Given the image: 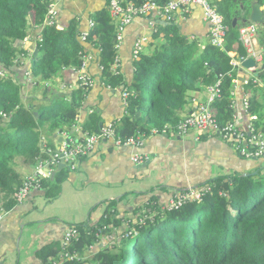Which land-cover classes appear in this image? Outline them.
Wrapping results in <instances>:
<instances>
[{
    "label": "trees",
    "instance_id": "trees-1",
    "mask_svg": "<svg viewBox=\"0 0 264 264\" xmlns=\"http://www.w3.org/2000/svg\"><path fill=\"white\" fill-rule=\"evenodd\" d=\"M146 1L121 0L124 6ZM153 1L164 5L168 0ZM254 1L264 5V0ZM52 2L0 0V202L4 209L10 210L18 204L13 195L23 177L16 169L17 161L33 168L41 161H50L51 153L47 149L56 151L52 136L55 130L69 135L68 148L83 139L71 138H75L72 127L77 113L84 110L83 100L89 87L71 89L69 100L57 94L53 100L48 83L64 68L82 67L85 44L99 50L103 82L111 88L122 87V97L123 91L126 92V113L110 122L116 139L125 141L135 134L146 136L153 130L161 133L165 127L174 126L188 93L202 92L218 81L219 92L210 109L219 129L233 121L231 91L236 73L229 75L232 69L229 53L245 56L238 28L250 22L252 0H212L227 28L222 47L210 42L200 47L196 38L180 33L174 22L164 19L163 23L157 22L156 30L151 33L150 51L141 45L133 56L130 83H126L121 73L112 70L117 39L106 4L92 12L93 25L83 40L75 18L62 29L44 23ZM31 27L41 28V40L37 41L38 52L30 66L20 72L17 69V59L23 50L20 43ZM260 30L259 37L264 43ZM257 77L261 85L252 82L245 85L251 92L247 114L256 115L253 124L264 132V68L257 72ZM26 88L31 94L24 103ZM45 99L51 100L49 104L35 105L34 100L45 102ZM85 111L80 126L83 133H99L104 125L100 114L93 109L89 113ZM108 140L115 143L113 139ZM57 158L60 160L58 155ZM72 166L73 163L56 171L53 179L42 180L43 196L48 202L60 194L61 183L67 179ZM201 185H209V189L202 192L200 200L190 199L165 211L158 209L151 217L147 215L138 220L119 216L116 198L101 200L88 208L84 220L65 222L76 229V237L67 243L50 241L37 248L35 256L40 264H90L91 261L94 264H264V173L229 179L217 177ZM103 203L106 209L92 223L91 213ZM120 226V232L113 230ZM100 233H113L106 248L101 246ZM92 246L97 252L87 259L85 252ZM65 253L77 256L68 259Z\"/></svg>",
    "mask_w": 264,
    "mask_h": 264
},
{
    "label": "crops",
    "instance_id": "crops-1",
    "mask_svg": "<svg viewBox=\"0 0 264 264\" xmlns=\"http://www.w3.org/2000/svg\"><path fill=\"white\" fill-rule=\"evenodd\" d=\"M105 4L106 0H53L56 12L53 23L56 28L62 29L75 18L80 36L89 27L92 12ZM261 8L264 12V5ZM184 13H175L170 21L176 24L180 33L196 38L200 47H203L209 42V25L202 18L201 8L193 5L189 7L187 15ZM157 22L163 23L164 20L155 16L136 15L123 27L112 70L121 73L126 83H130L132 78L135 45L140 43L145 51H150L151 33L156 30ZM259 26L262 31L264 26ZM40 31L41 28L31 27L26 39L20 43L23 50L17 59L18 71L23 72L24 68H28L32 57L37 54L36 40ZM258 38L259 46L264 49L259 34ZM84 48L82 70L64 68L59 76L48 83L53 100L55 94L69 100L71 89L82 85L89 87L83 100L84 110L77 113L76 123L72 127L75 138L70 137L73 140L84 136L80 126L86 109L88 113L90 109L98 112L103 124L115 121L126 113L122 87L111 88L103 82L98 62L99 50L90 44H85ZM263 64L252 68L241 66L236 72L238 82L231 102L234 117L243 125L249 116L242 102L250 97L251 92L247 91L242 80L257 76V72L264 68L261 67ZM29 90L26 88L25 92ZM205 95L206 90L188 93L184 108L178 112L180 118L200 105L192 98L205 101ZM45 100L41 103L49 104L51 101ZM63 133L66 134L64 141L66 138L70 141L69 135L65 131ZM61 138H53L56 150L62 147ZM47 150L50 153L54 151L49 148ZM22 166L26 167L23 172L16 165L22 177L32 172V167L25 164ZM260 173H264V157L240 156L233 145L226 142L217 131L195 138V131L178 136L171 128L161 133L153 130L143 136L139 145L101 141L85 158L73 161L67 179L61 183V192L55 199L48 202L43 196L45 189L41 188L31 191L24 202L6 211L0 221V264H40V259L35 256L36 249L53 240L63 243L68 229L65 222L84 220L88 208L101 200L117 198L116 207L121 216L131 217L135 212H143V217H151L159 207L168 205L181 190L200 191L208 188L209 185L201 184L212 178L229 179L232 176ZM122 196L124 198L119 202ZM105 209L106 204L103 203L94 210L91 222L97 221Z\"/></svg>",
    "mask_w": 264,
    "mask_h": 264
},
{
    "label": "built area",
    "instance_id": "built-area-1",
    "mask_svg": "<svg viewBox=\"0 0 264 264\" xmlns=\"http://www.w3.org/2000/svg\"><path fill=\"white\" fill-rule=\"evenodd\" d=\"M109 14L111 19H115L114 24L116 25V39L117 45H119V40L121 39V31L125 25L130 23L132 18L136 15L147 16L152 15L162 20H172L175 13L179 11L187 12L189 7L196 5L201 8L202 18L209 25V42L212 45L217 47H222L225 36H226V26L224 25L222 15L216 10L215 6L212 4L211 0H168L164 5H159L153 0H148L140 5L129 4L124 6L121 0H108ZM47 19L45 24H54L53 21L56 16L54 6L51 4L47 10ZM93 25V22H89V27L86 31L81 33V39L85 40L87 32L90 27ZM259 23L248 22L238 28L239 41L241 42L244 50V57H237L234 52H230L231 56L230 63L232 69L229 72V75L234 72H237V69L242 65V61L247 58H252L256 64V67H259L264 61V49L259 46L258 43V34H259ZM141 49V44L137 43L134 48V54L137 55V52ZM84 67V63L82 68ZM252 68V67H251ZM1 73V72H0ZM27 74V73H26ZM83 76V75H82ZM219 82V81H218ZM216 82L214 85L208 86L206 90V100L200 104L198 107L191 109L187 114L180 118L179 121L171 128L174 133L178 136H185L190 131H195V138H198V133H211L217 131L221 134L222 138L233 145V147L238 151L240 156L244 158L249 157H264V132L257 129L253 120L256 119L254 114H248L249 119L248 123L240 126L238 122L233 118V121L229 123L223 129L217 127V121L214 118L212 111L210 109V104L213 101L214 97L217 96L219 92V83ZM233 84L235 85L238 82L237 75L232 79ZM245 86L249 82L255 83L256 85H261L258 77L256 75L251 78L242 80ZM126 95L125 90L123 91V98ZM244 111L247 113L248 107V98H245L242 102ZM170 129L169 126L165 127L163 131ZM61 133V141H63L62 147L53 151L50 161L45 160L41 161L38 166L43 168L37 171H33V175L27 176L21 186L14 193V199L18 204L24 202L27 196L33 190H39L42 188L41 182L44 178L50 177L52 171L55 170V167L60 162L57 158H60V153H63L64 163L69 166L73 163L74 160L78 159L79 156H84L90 153V151L98 144L100 141H106L107 139H113L117 144H134L139 145L143 141L142 134H135L130 138L122 141L116 139L113 126L109 122L104 124L101 127L99 133H93L87 135L84 133L83 139L80 143L73 145L68 148L67 143L64 141V136L66 134L63 131ZM70 143V142H69ZM72 168V167H71ZM209 189L203 188L200 191H191L190 198L195 200H200L202 192H205ZM184 203V202H183ZM182 203L178 200L169 202L168 207L170 209L177 208ZM1 221V218H0ZM77 236V231L74 227L69 226L67 231L64 234V242L67 243L73 237ZM66 258H72V254L65 253ZM59 264V263H56Z\"/></svg>",
    "mask_w": 264,
    "mask_h": 264
},
{
    "label": "rangeland",
    "instance_id": "rangeland-1",
    "mask_svg": "<svg viewBox=\"0 0 264 264\" xmlns=\"http://www.w3.org/2000/svg\"><path fill=\"white\" fill-rule=\"evenodd\" d=\"M106 8H108L109 9V7H108V3L106 4ZM46 19H47V15H46V17H45V20H44V23L46 22ZM91 21V20H90ZM116 20L115 19H113L112 18V22L114 23ZM47 22H49V21H47ZM46 22V23H47ZM47 25H49V24H47ZM261 31V30H260ZM262 31H264V29H262ZM261 31V32H262ZM26 39V38H25ZM41 40V37H40V32L38 33V36H37V40H36V42L37 41H40ZM80 69L82 70L83 68L82 67H80ZM80 69H76V70H80ZM83 74V73H82ZM83 77H84V74H83ZM235 86H236V84L234 85L233 84V88H232V91H231V93H232V96H233V93H234V90H235ZM25 94V96L23 97V101H24V103H27L26 101H27V96L28 95H30L31 93L30 92H27V93H24ZM146 95H148V94H146ZM192 100L193 101H195V103L196 104H202L203 103V99H201V100H199V99H195V98H192ZM34 102H35V105L36 106H38L40 103H41V101H38V100H34ZM232 103V102H231ZM235 120H236V122H238L237 121V119L236 118H234ZM234 122V121H233ZM239 123V122H238ZM246 123H248V121L246 122ZM239 125L240 126H242L243 124H241V123H239ZM170 128H172L173 126H169ZM162 132H164L163 131V129H162ZM197 134H198V136L200 137V136H202V135H205V136H207L209 133H198V132H196ZM211 134H214L213 132H211ZM61 135V133L58 131V130H55L54 131V133H53V138H57L58 136H60ZM130 138V137H129ZM38 164H40V163H38ZM38 164L32 169V172L30 173V174H26L24 177H23V180L28 176H31V175H33V171H35L36 173H37V171L38 170H40V169H42V170H44L43 168H41L40 166H38ZM17 166L18 167H20L21 169H22V172H23V169L24 168H26L25 166H22V163H21V160H19V161H17ZM190 193H191V191H189L188 189L187 190H181L180 192H178V194L175 196V197H173L169 202H172V201H174V200H178V201H180L181 203H183V202H187L188 200H190L191 198H190ZM125 196H126V194H125ZM117 199V198H116ZM181 206V205H180ZM159 209L160 210H163V211H165V210H167V209H170L169 207H168V205H166V206H163V208H160L159 207ZM6 211H8V210H6V209H4L3 207H2V205H1V202H0V218L2 219V217H3V215L6 213ZM156 211V209L155 210H153V212H155ZM86 214H87V212H86ZM119 215H120V213H119ZM145 215H147V214H145ZM121 216V215H120ZM144 216V213L143 212H139L138 214H137V212L136 213H133V215L131 216V217H126L125 219H129V218H131V219H136V220H138V218L140 217V218H142ZM69 227V226H68ZM110 227H111V225H110ZM114 231H121V226L119 227V228H117V230H116V228L115 229H113ZM113 236V233L110 235L109 233H100V235H99V241H101V246H105V248L106 247H108V245H109V241H110V239H111V237ZM97 249L95 248V246L93 247H90L86 252H85V258H87V259H89V258H91L92 256H94L95 254H96V251ZM100 255V254H99ZM74 256H77L76 254H73V256L72 257H74ZM101 258H105L104 257V255H101ZM90 264H94V262L93 261H91V263Z\"/></svg>",
    "mask_w": 264,
    "mask_h": 264
},
{
    "label": "water",
    "instance_id": "water-1",
    "mask_svg": "<svg viewBox=\"0 0 264 264\" xmlns=\"http://www.w3.org/2000/svg\"><path fill=\"white\" fill-rule=\"evenodd\" d=\"M249 21L250 22H255V23H264V12L262 11V8L260 6V4L256 1H254L251 4V12L249 15ZM236 24V20H233V26ZM37 52V49L35 50V54ZM241 65L245 68H250V67H255L256 64L253 61L252 58H247L245 60L242 61ZM264 67V64L261 66ZM259 70V69H257ZM35 115H37L36 112H34ZM100 126L102 125V123H99ZM65 142L68 144L69 143V139H65ZM65 167V163H64V159H63V153H60V162L57 164V167L54 171L51 172L50 174V179H53V176L55 174L56 171H58L59 169Z\"/></svg>",
    "mask_w": 264,
    "mask_h": 264
},
{
    "label": "clouds",
    "instance_id": "clouds-1",
    "mask_svg": "<svg viewBox=\"0 0 264 264\" xmlns=\"http://www.w3.org/2000/svg\"><path fill=\"white\" fill-rule=\"evenodd\" d=\"M260 24V23H259Z\"/></svg>",
    "mask_w": 264,
    "mask_h": 264
}]
</instances>
